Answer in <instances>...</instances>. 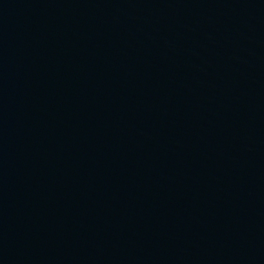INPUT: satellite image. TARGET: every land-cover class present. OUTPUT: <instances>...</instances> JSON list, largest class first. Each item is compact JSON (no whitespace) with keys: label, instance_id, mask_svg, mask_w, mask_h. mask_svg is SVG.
<instances>
[{"label":"water","instance_id":"obj_1","mask_svg":"<svg viewBox=\"0 0 264 264\" xmlns=\"http://www.w3.org/2000/svg\"><path fill=\"white\" fill-rule=\"evenodd\" d=\"M0 264H264V0H0Z\"/></svg>","mask_w":264,"mask_h":264}]
</instances>
